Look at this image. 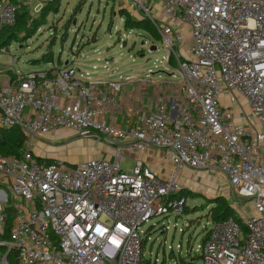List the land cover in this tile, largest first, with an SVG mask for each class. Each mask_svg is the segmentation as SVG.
<instances>
[{"label": "built area", "instance_id": "2783aa9c", "mask_svg": "<svg viewBox=\"0 0 264 264\" xmlns=\"http://www.w3.org/2000/svg\"><path fill=\"white\" fill-rule=\"evenodd\" d=\"M30 1L0 0V28ZM125 1L147 16L177 80L0 72V129L25 138L19 159L0 154V264L9 252L18 264H148L142 225L184 213L185 169L222 175L250 205H230L239 221L210 220L200 264H264V0ZM135 82L151 95L134 100ZM63 131L105 141L113 161L40 162L36 144ZM148 149L162 151L164 175L139 159L120 168Z\"/></svg>", "mask_w": 264, "mask_h": 264}, {"label": "rangeland", "instance_id": "374dc122", "mask_svg": "<svg viewBox=\"0 0 264 264\" xmlns=\"http://www.w3.org/2000/svg\"><path fill=\"white\" fill-rule=\"evenodd\" d=\"M23 7L27 13V26L32 24L29 20L40 12L45 14L48 7L51 10L45 17L41 14L44 23L30 38L26 39L25 29H15V25L10 29L12 39L0 51L2 74L10 76L15 71L73 66L83 81L95 78L117 80L121 76L135 79L147 76L154 81L178 79L177 64L170 58L171 65H167V53L160 40L150 35L141 24L147 16L130 9L125 0H58L53 3L31 0L30 5ZM53 8L57 11L54 12ZM125 15L132 19L128 27L124 25ZM150 26L151 23H147L149 31L152 30ZM151 46L156 49L149 50ZM49 54L52 61L46 62ZM40 142L47 157L65 163L70 169L89 158L104 156L113 161L111 146L95 137L63 131L52 133ZM36 147L35 151L41 145L36 144ZM133 164L131 158L119 163L125 171H129ZM183 175L190 178L182 177L187 213L175 218L173 214L166 217L156 215L142 225L150 238L143 247L144 260L148 264H200L198 246L210 229L207 211L216 199H223L228 205L241 203L242 215L250 211L249 203L229 190L222 175L189 169H185ZM8 213L14 215V210L9 209ZM180 229H183L182 233Z\"/></svg>", "mask_w": 264, "mask_h": 264}, {"label": "trees", "instance_id": "16d2710c", "mask_svg": "<svg viewBox=\"0 0 264 264\" xmlns=\"http://www.w3.org/2000/svg\"><path fill=\"white\" fill-rule=\"evenodd\" d=\"M13 1H16V0H13ZM53 2H58V0H47V3H53ZM50 10L51 9H49L48 7L45 14L43 12H40V15H38L34 19L33 18L30 19L29 21H31L32 24L28 26L25 25L26 23L25 18H27L26 16L27 13L24 10V7H21L19 10H17L15 14L14 22L10 25H5L0 28V49L5 47L8 44V42L11 41L12 37L10 35L11 34L10 29L14 25H15V29H25L23 33L26 36V39L30 38L31 36H33L34 31L38 29V27H40L44 23V20L41 19V14H44V17H45V15ZM53 11L56 12L57 10L53 8ZM143 20L144 21L143 22L141 21V24L146 28L145 30L148 31L150 35L154 36L156 40H159V37L156 31L154 30L152 24H151L152 30L149 31L147 27V23L150 24V22L146 18ZM131 21L132 19L129 16L125 15L124 25L128 27L131 24ZM145 21L146 23H144ZM29 29H32V31H30ZM45 60L46 62H51L52 55L51 54L47 55ZM30 62H33V60H31ZM11 75H13V73ZM24 140L25 138L22 132L17 127H12L10 129H0V154L6 155V156H13L19 159L20 158L19 148L24 144ZM38 160L40 162L49 163L50 161L54 159L50 157H39ZM184 213H187L186 207L184 209ZM207 217L210 218V220L213 222L223 221L229 217H233L234 219L239 221L236 212L223 199H216L213 202V205H211L207 211ZM12 218H13V215L8 214V218H7V222L5 226L6 233L9 230V227L11 225ZM182 232L183 230L181 231V233ZM8 260H9V264H18L14 252H9Z\"/></svg>", "mask_w": 264, "mask_h": 264}, {"label": "crops", "instance_id": "0c3cea01", "mask_svg": "<svg viewBox=\"0 0 264 264\" xmlns=\"http://www.w3.org/2000/svg\"><path fill=\"white\" fill-rule=\"evenodd\" d=\"M132 89V92L134 93V100H137L139 96L146 99L152 93L151 89L143 82H135V85L132 86ZM37 144H40L41 147H39L36 151L34 149V153L40 157H47L46 151L42 150L41 142H38ZM37 147L35 146L36 149ZM127 158H131L133 159V161H135L136 159L142 160L145 164L157 170L160 175H164V172L169 167V165L162 159V151L156 149H148L146 152L141 154L132 152L128 154Z\"/></svg>", "mask_w": 264, "mask_h": 264}, {"label": "water", "instance_id": "95a60500", "mask_svg": "<svg viewBox=\"0 0 264 264\" xmlns=\"http://www.w3.org/2000/svg\"><path fill=\"white\" fill-rule=\"evenodd\" d=\"M156 49V47L155 46H151L150 48H149V50H155ZM67 63V61H65V63L64 64H66Z\"/></svg>", "mask_w": 264, "mask_h": 264}]
</instances>
